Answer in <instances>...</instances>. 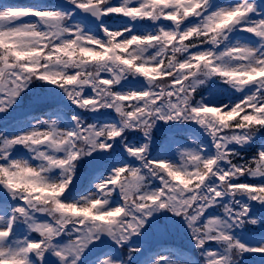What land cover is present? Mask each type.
<instances>
[{
  "label": "snow or ice",
  "instance_id": "6c2138e0",
  "mask_svg": "<svg viewBox=\"0 0 264 264\" xmlns=\"http://www.w3.org/2000/svg\"><path fill=\"white\" fill-rule=\"evenodd\" d=\"M65 2L100 21L97 29L69 24L72 11L0 5V117L36 81L59 89L78 110L63 128L55 119L34 117L29 130L16 134L0 119V188L15 201L0 204V264H47L48 254L58 264H87L104 236L117 248L126 245L162 211L183 220L204 264H237L245 253H264V246L248 248L230 234L257 223L237 197L264 204V183L240 181L264 178V150L245 160L230 147H243L264 128V16L255 0L228 6L212 0ZM105 17L120 23L105 26ZM96 30L103 35L89 34ZM236 33L249 43L233 42ZM129 77L142 78L146 87L122 91ZM208 81L244 95L219 106L196 99ZM81 113H95L96 122ZM157 122L199 125L211 154L200 145L179 149L178 163L149 159ZM130 132L145 142L126 144ZM18 147L30 159H14ZM120 147L128 159L119 158ZM218 206L222 217L207 218ZM20 224L27 230L23 238ZM210 243L218 250L207 249ZM139 251L128 247L122 259L101 253L99 264H128ZM151 264H166V257L156 255Z\"/></svg>",
  "mask_w": 264,
  "mask_h": 264
},
{
  "label": "rangeland",
  "instance_id": "374dc122",
  "mask_svg": "<svg viewBox=\"0 0 264 264\" xmlns=\"http://www.w3.org/2000/svg\"><path fill=\"white\" fill-rule=\"evenodd\" d=\"M27 2H37L38 4L41 5L42 2L38 1V0H26ZM236 2V0H213V3H216L218 6H228L230 5L231 3H234ZM51 4H48V5H45V6H42L41 5V8H45V7H50V8H58L56 7L57 4L55 5V1L53 2H50ZM62 4H66V2H61ZM11 5H14L16 7H23V8H27V7H36L37 5L36 4H30V5H26V6H20V5H16V3H11ZM55 5V6H54ZM258 8H257V11L259 12V14L261 16H264V12L261 10V6L260 5H257ZM60 10V9H59ZM61 11V10H60ZM120 22H113V23H106L105 26H108V25H115V24H119ZM139 23V26L142 27V24ZM70 24H77L76 22L74 23H70ZM144 28V27H142ZM146 29V28H145ZM91 35H96V33H89ZM103 35V34H101ZM239 40L240 43L244 44V43H249V40L250 38L248 36H243L242 34H239V33H236V34H233V42H235L236 40ZM44 85V84H43ZM48 85H44L43 87L41 86V90H44L45 93H50V88L47 89ZM52 89H55V94L57 95L56 98L58 99L59 97L62 98V92L56 88H53ZM122 91H129L127 89H121ZM246 92L248 90H245ZM244 95V93H241L240 96L238 97L237 101L242 98V96ZM46 96H49V95H46ZM54 98V97H53ZM207 100L211 101V102H218L217 103V106H219V104H231V103H234L236 102V100L234 101H230V99L228 98V93H225L224 91H219V90H212V95H210V98H208ZM211 106V104L209 105ZM39 117L43 118V119H52V118H49V117H45L44 115H40ZM34 117H31L30 119L26 120L23 124H22V127L21 128H18V129H15V132L14 134H16L17 132L19 131H27L31 128V125L33 123H35V120L32 119ZM56 120V119H55ZM57 126L58 127H61L63 128V126L57 121ZM264 150V149H263ZM14 159H25L21 156H16L13 157ZM32 163H35V162H32ZM52 176H58L59 173L58 171L57 172H53L51 174ZM105 175H107V172L105 173ZM1 191H4V190H1ZM2 194V193H0ZM77 199H79V197H77ZM154 217V215H152ZM258 222V221H257ZM159 228V227H157ZM159 231V229H158ZM160 232V231H159ZM140 240L143 241H146L148 240L145 236L143 237L142 235H140L139 237ZM243 245H245L246 247L248 248H261L262 246H264V241H259L258 243H255V241L252 243V244H247V243H241ZM104 246V245H103ZM131 247H134V248H138L140 251H142L143 249V245L141 244V242L137 245H133ZM104 247H102V251L100 252V255H96L95 257H93L91 260H89L87 262V264H99V260H102L104 259V255H101V253H106L108 255H110V253H108V251L106 252V249H104ZM260 256V260L261 261H264V253H260V252H257ZM156 255H162V256H165L166 257V264H188L187 262L183 261L182 259L180 258H177L176 256H174V254L172 253V251L170 250V248L168 247H164L162 245V242L158 240H156V245H155V253L154 255L152 256H149L147 257L145 260H144V264H151V260L155 259V256ZM98 258V259H97ZM47 264H56L54 261L55 257L51 256L50 254L47 255Z\"/></svg>",
  "mask_w": 264,
  "mask_h": 264
}]
</instances>
